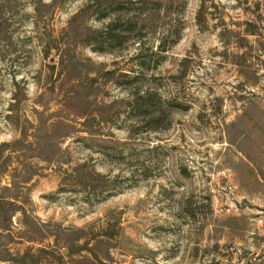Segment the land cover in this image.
<instances>
[{
	"label": "rangeland",
	"instance_id": "374dc122",
	"mask_svg": "<svg viewBox=\"0 0 264 264\" xmlns=\"http://www.w3.org/2000/svg\"><path fill=\"white\" fill-rule=\"evenodd\" d=\"M0 264H264V0H0Z\"/></svg>",
	"mask_w": 264,
	"mask_h": 264
}]
</instances>
